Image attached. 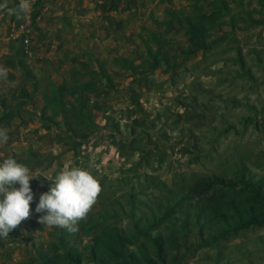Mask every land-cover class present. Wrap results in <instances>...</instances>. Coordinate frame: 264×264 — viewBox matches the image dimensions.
I'll use <instances>...</instances> for the list:
<instances>
[{"label":"rangeland","instance_id":"374dc122","mask_svg":"<svg viewBox=\"0 0 264 264\" xmlns=\"http://www.w3.org/2000/svg\"><path fill=\"white\" fill-rule=\"evenodd\" d=\"M31 3L0 11V163L39 177L0 264H264V0ZM71 167L102 187L76 233L35 212Z\"/></svg>","mask_w":264,"mask_h":264},{"label":"clouds","instance_id":"9594fccd","mask_svg":"<svg viewBox=\"0 0 264 264\" xmlns=\"http://www.w3.org/2000/svg\"><path fill=\"white\" fill-rule=\"evenodd\" d=\"M31 7V0H20L15 8H9L7 0L0 3V11H7L17 19L26 18ZM6 77L7 69L0 67V79ZM8 139L7 130L0 128V145L7 144ZM37 178L28 166L12 157L0 163V239L6 240L11 231L30 218V203L34 201L30 181ZM101 191V184L87 169H60L49 190L40 195L36 204L35 212L42 214L38 222L49 228L58 227L76 233Z\"/></svg>","mask_w":264,"mask_h":264},{"label":"trees","instance_id":"16d2710c","mask_svg":"<svg viewBox=\"0 0 264 264\" xmlns=\"http://www.w3.org/2000/svg\"><path fill=\"white\" fill-rule=\"evenodd\" d=\"M243 175L245 176L244 173H243ZM244 176H243V177H244ZM204 181H209V179H206V178H202V179H201V178H200V179L198 180V184H200V183H202V182H204ZM243 181H244V184H245V187H246V188H249V189H251V190L254 191V192L260 191V188H258L259 185L256 184V181H254V180H252V179H248L247 177H246L245 179H243ZM155 243H156V246H157L158 253L161 254V252H162V247H161L160 242L157 241V240L155 239Z\"/></svg>","mask_w":264,"mask_h":264},{"label":"built area","instance_id":"2783aa9c","mask_svg":"<svg viewBox=\"0 0 264 264\" xmlns=\"http://www.w3.org/2000/svg\"><path fill=\"white\" fill-rule=\"evenodd\" d=\"M24 42L27 45V47H29V38L28 37H25L24 38Z\"/></svg>","mask_w":264,"mask_h":264}]
</instances>
